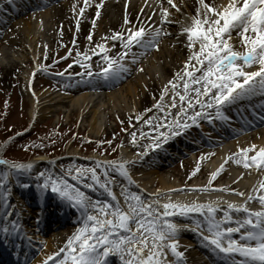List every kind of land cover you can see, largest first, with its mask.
Listing matches in <instances>:
<instances>
[{"label":"bare ground","instance_id":"6f19581e","mask_svg":"<svg viewBox=\"0 0 264 264\" xmlns=\"http://www.w3.org/2000/svg\"><path fill=\"white\" fill-rule=\"evenodd\" d=\"M58 1L48 0L32 9H18L13 17L8 21H1L2 25H0V88L3 91L9 87L21 89L29 103L28 114L32 124L52 116L67 120L76 116L85 127L84 132L87 136L96 139L116 130L112 126V120L121 119L122 122L127 123L124 125L129 126L137 121L121 144L122 154L117 162H127L125 167L128 176L117 173L121 185L124 186L118 193L125 195L128 191H134L144 204L149 203L152 206L154 216H160L163 211L162 204L169 201L211 203L222 206L221 202L239 204L244 202V198L249 193L256 195L254 189H258L259 181L264 180V171L255 166L246 168L243 164H237L233 155L239 158V150L252 144L257 145L258 148L264 146V120L246 126L241 131L233 130L226 136L215 135L213 139L205 138L206 141L202 145L209 148L199 152H196L198 148L189 149L188 152L195 161H184L182 168L179 164L173 165L176 161L173 157L166 154L157 157L156 153L147 152L152 147L146 145L155 144V141L163 137L160 136L161 132L169 131L162 125H165L166 121H171L179 110V97H177V106L168 109L172 96V85L168 81L176 80L178 91L183 92L180 87L182 82L177 80V73H181L186 67L185 61L192 50L187 46L186 34L180 29L190 24L191 18L197 14V8L200 7L199 0H174L179 10L170 6L167 0H103L102 4L99 0H88V6L84 8L83 14L80 13V8L84 7V0ZM205 2L216 7L226 4L227 0H205ZM97 5H99V16H96ZM162 7L168 8L166 20L161 13ZM0 15H2L1 11ZM200 15H203V10ZM125 16L129 23H125ZM141 26L145 28V38L148 40H152L150 33L159 29V35L155 38L157 46L145 49L132 45L131 50H125L118 39H111L115 32L126 33L130 27ZM89 34L91 40L88 39ZM101 42L106 44L108 56L119 60L123 54V59L119 61L127 66V70L120 71L119 78L114 82H107L104 79L102 85L96 82H77V85L66 86L61 78L40 77L38 80L37 75L42 74L44 67L66 68L65 60L72 57L74 52L95 51L96 45ZM229 42L234 48L242 46V38L235 30ZM63 52L65 56L60 57ZM103 56V53L94 56L95 66L98 62H105ZM80 59L81 61L74 63L75 66L69 70L73 71V75L76 73L87 75L88 72H91L90 76L97 74V70L88 67V61L86 62L83 55H80ZM252 67L254 69L256 66ZM73 80L77 81L76 78ZM166 86L171 94L164 96L162 100V92L164 95L168 93L164 92ZM189 95L195 94L189 93ZM157 101H161L165 111H170L172 115L166 116L165 112L157 109L155 107ZM3 108L0 107V112ZM209 110L211 109H206L207 112ZM138 115L140 119H136ZM145 119L150 122H144ZM126 127H122L123 132ZM83 147L73 148L72 143L68 147V153L72 157L81 153ZM4 150L5 147L0 149V160ZM91 150L93 151L89 157L96 158L98 162L109 159L107 153L95 148ZM254 151L251 150L249 155L254 154ZM179 155L183 156V153ZM130 158H134L132 163H128ZM56 163L58 162L51 161L45 154H39L28 163H20L31 165L30 168H20L28 175L26 177L28 188L24 192L32 202L47 207V213L51 216L49 222L66 223L65 212L68 211L70 214H75L76 222L81 221L79 225L82 227L85 217L79 209L62 201L53 192L42 193L37 187L39 182L32 178L34 171L42 169L43 172H39L38 175L43 183L44 176L56 174L54 170ZM109 168L110 172L114 171L112 167ZM217 169L221 170L215 178H212V173L217 172ZM41 173L44 175L41 176ZM30 188L39 193L38 199ZM232 189L236 191H229ZM240 192L245 195L241 196ZM1 193L0 184V196ZM90 199L108 201L113 205L118 203L116 199ZM128 200L129 198L126 201ZM12 204L9 207L8 218L0 210V256L4 254L0 257V264H10L11 261H20L21 264H41L49 256L52 259L48 260L47 264H56L57 258L62 260L69 255L67 241L76 231L73 234L68 233L69 235L52 234V239H46L43 243L44 249L34 257L33 250L27 248L30 249L33 240L40 237L37 235L39 230L36 229L35 235L31 236L30 225L26 221L24 223L28 214L23 213L19 203L16 204V208ZM169 211L171 212L169 218L181 225L188 227L189 222H192V216L182 217L172 210ZM233 213H236V210ZM237 214L241 215V213ZM194 216L207 229L206 221L199 218L198 213ZM226 225L232 226L231 223ZM5 227L9 229L7 234L3 231ZM187 227H182L177 237V250L184 254L180 259L187 262L185 264H234L233 256L231 258L223 256L209 241L204 240L202 235ZM119 234L127 233L120 230L117 235ZM232 235L239 239V233ZM53 253L56 255L53 256ZM115 259L120 264H125L127 255L122 258L116 253ZM115 259L111 255L106 258L107 263H112ZM163 259L167 264H176L178 257L172 253L171 248H165ZM68 264L71 262L69 261Z\"/></svg>","mask_w":264,"mask_h":264},{"label":"snow or ice","instance_id":"6c2138e0","mask_svg":"<svg viewBox=\"0 0 264 264\" xmlns=\"http://www.w3.org/2000/svg\"><path fill=\"white\" fill-rule=\"evenodd\" d=\"M99 2L102 4L103 0ZM167 2L179 10L174 0ZM199 5L197 14L191 18L190 24L180 29L186 34L187 46L192 51L185 61L186 67L181 73H177V80L182 82L180 87L183 92L178 91L176 80L168 81L172 85L168 109L177 106V97H179V110L171 121H166L165 125H162L169 130L160 133V136L165 138L168 135H175L176 131H183L191 125L198 124L202 115L211 121L213 116L206 109H213L216 116L223 120L227 119L223 112L225 106L237 105L257 93L264 95V0H227L226 4L216 7L206 3L205 0H199ZM87 6L88 0H84V7L80 8L81 14ZM161 13L166 20L168 8L162 7ZM99 15V5H97L96 16ZM92 23L95 26V20ZM125 23H129L127 16ZM233 30L242 38L240 48H234L229 42ZM145 32L143 26L130 27L126 33L115 32L111 39H118L125 50H131L132 45L145 49L157 46L155 38L159 35V29L150 33L152 40L145 38ZM91 38L89 34L88 39ZM96 48L104 54L103 58L107 65L100 69L103 78L116 77L120 71L127 70L126 65L107 55V46L104 42L98 43ZM120 59H123V54ZM85 60L87 61V56ZM253 65L256 66L254 69ZM88 67L91 68V65L89 64ZM87 75L90 76L91 72ZM163 97L164 93L161 94L162 100ZM155 107L165 112L166 116L172 115L170 111H165L161 101H157ZM136 119H140V116L138 115ZM144 122L150 121L145 119ZM132 135L135 138V133ZM251 150H255L254 154L249 155ZM233 159L246 168L255 166L264 171V146L258 148L257 145L252 144L240 149L239 158L234 154ZM126 163L104 162L106 166L114 164L122 175L128 176ZM13 167L30 168L31 165L14 164ZM220 170L217 169V172L212 173V178H215ZM69 171L71 172V169ZM89 173L91 179L115 200L116 196L109 187L110 182L106 179L101 183L95 168L75 169L77 178ZM43 175L41 173V176ZM105 177H107V169H105ZM37 187L42 193L51 187L53 193L61 200L70 203L72 207L79 209L85 217L83 226L67 241L69 255L62 260L57 258L56 264H68L69 261L71 264H107L106 258L110 252L119 253L122 258L127 255L125 264H167L163 259L165 248H171L172 253L178 257L176 264H185V261L180 259L184 254L177 250V237L181 228L187 226L170 219L169 210L182 217L194 212L202 213L209 235L204 236L202 232L201 235L219 252L227 254L229 258L239 254L243 257L239 264H264V207L251 209L247 206V201L253 199H258L259 203L264 205V180L259 181L258 189H254L255 197L249 193L245 202L228 203L227 209H235L241 215L234 216L225 211L219 219L215 215L217 206L211 203L169 201L162 204L161 215L154 216L152 206L145 205L140 197L135 195L127 201L128 210H123L119 203L113 205L108 201L91 200L83 191L75 185H69L61 177L53 179L48 176L43 184H38ZM88 187L92 188L93 185L88 184ZM239 194L245 195L243 192ZM224 221L232 222L234 226H228ZM200 224L201 222H196L197 229ZM120 230H124L127 234L117 235ZM3 231L7 234L9 229L5 227ZM233 233H239V239L233 237ZM52 255L55 256L56 253ZM51 259L52 257L49 256L41 264H47Z\"/></svg>","mask_w":264,"mask_h":264},{"label":"rangeland","instance_id":"374dc122","mask_svg":"<svg viewBox=\"0 0 264 264\" xmlns=\"http://www.w3.org/2000/svg\"><path fill=\"white\" fill-rule=\"evenodd\" d=\"M64 53L65 52H63L60 57L65 56ZM80 54L83 55L84 58L87 56L88 61V58L91 59L95 55H101V52L97 49L92 52L83 51ZM74 61L77 63L81 61L78 52H74L72 57H68L65 60V63L67 62L66 68L44 67L46 70L44 69L42 74L39 73L37 75L38 80L40 77H46L48 79L66 78L64 77L66 75V70L72 68V66H75ZM103 63L104 61H102V66ZM0 107H4L3 111L0 112V149L5 147L3 153L4 158L17 162L28 160L37 154H47L59 160L58 164H55L57 176L55 177L52 175L53 179L61 177L67 181L68 184L75 185L80 190L89 191V193H92L91 197L100 196L106 200L112 198L108 195V192L104 188L100 187L99 184L91 179L90 173L88 175L81 176L80 178H77V175L75 174V169L78 167L81 169L95 168L97 175L100 177L101 183H104L106 179L110 182H117L116 176H112L113 173L110 172L108 166H100L93 161H88V159L87 161H83L82 159L69 157L68 147L72 143L73 148L76 149L84 146L80 152L85 153V155L89 154L92 148L99 149L100 151L111 156L118 155L119 147L121 146L120 144L129 134L130 129L136 125L137 121L129 126L124 125L127 123L122 122L121 119H117L115 121L112 120V126L114 129L116 128L114 132L108 133L105 136L96 139H92L87 136L86 132H84L85 127L81 125L76 116H73L70 120L64 118L59 119L55 116H52L44 120H38L35 124H32L28 114L29 103L21 89H11L9 87L3 91L0 88ZM17 109L19 110L17 111ZM124 126L127 127L123 132L124 128L122 129V127ZM201 149H203V147H201L198 151H201ZM77 154L81 156L83 155V157H85L84 154ZM188 160H192L193 162L195 161L191 155L187 154L186 157H180L176 159L173 165L179 164L180 168H182L184 161ZM70 169L71 172L69 171ZM105 169H107V177H105ZM41 171L42 170L36 171V174H33V177H35V180H38V182H40L38 173ZM22 175L24 174L20 171H12V177L10 178L8 176V171L3 167H0V184L2 185L0 209L5 214V211L9 209L10 204L13 203L12 205H15L16 202H19L21 208L23 209V213L28 214L26 223H28L31 227V236H34L39 214L37 213V206L31 205L24 196L25 193L19 192L20 189L26 187L27 185L21 180L20 176ZM48 176L50 175L44 176L42 178V182ZM88 184H92L93 187L89 188ZM109 187L113 192L110 184ZM125 197L128 196L125 195ZM125 197L123 196V199L121 201L118 200V202L123 204L125 202ZM12 198L14 199V202L12 201ZM79 227L80 225L78 224H68L61 227L62 229L57 231H47L45 234L41 233L39 238H35L34 240L31 239L33 240V243L31 248H27V250H33V254L36 255V252L40 253L44 249L45 245L43 243L46 241V239H52V234H73L78 230Z\"/></svg>","mask_w":264,"mask_h":264}]
</instances>
